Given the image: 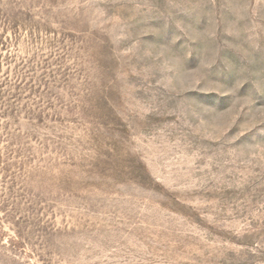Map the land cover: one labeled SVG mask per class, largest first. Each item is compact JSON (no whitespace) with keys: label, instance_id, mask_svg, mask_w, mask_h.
Listing matches in <instances>:
<instances>
[{"label":"rangeland","instance_id":"obj_1","mask_svg":"<svg viewBox=\"0 0 264 264\" xmlns=\"http://www.w3.org/2000/svg\"><path fill=\"white\" fill-rule=\"evenodd\" d=\"M0 264H264V0H0Z\"/></svg>","mask_w":264,"mask_h":264}]
</instances>
